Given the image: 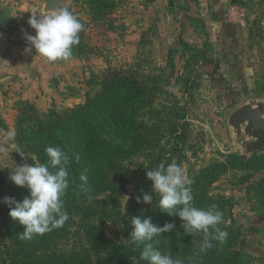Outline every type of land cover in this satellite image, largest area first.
<instances>
[{
    "label": "rangeland",
    "instance_id": "1",
    "mask_svg": "<svg viewBox=\"0 0 264 264\" xmlns=\"http://www.w3.org/2000/svg\"><path fill=\"white\" fill-rule=\"evenodd\" d=\"M64 7L84 25L79 33L83 53L74 52L68 61L48 62L41 57L40 71L30 74L31 81H0V174L7 182L13 183L9 176L15 165L41 163L16 142L18 102L35 104L42 117L51 110L62 112L84 102L86 93L96 92L89 84L93 77L125 64L159 83L161 118L168 121L172 112L171 118L180 120L187 156L181 167L190 179L213 161H224L230 152L253 154L246 148L252 138L238 137L228 118L253 99L264 102L262 25L249 27L247 18L248 24L238 26L227 18L237 31L246 30V42L242 49L223 51L220 32L188 15L177 0H117L113 9L100 14H92L75 0H67ZM9 131L15 132L14 141L6 139ZM107 138L120 142L112 128ZM263 177L264 169H234L208 188L211 197L231 201L222 224L236 233L244 264H264V195L259 184ZM131 192L124 205L129 204ZM102 229L108 237L121 238L112 223ZM75 232L62 245L63 251L79 248L82 234Z\"/></svg>",
    "mask_w": 264,
    "mask_h": 264
},
{
    "label": "trees",
    "instance_id": "2",
    "mask_svg": "<svg viewBox=\"0 0 264 264\" xmlns=\"http://www.w3.org/2000/svg\"><path fill=\"white\" fill-rule=\"evenodd\" d=\"M75 1L87 6L92 14H100L113 9L117 0ZM83 51L80 38L73 53L81 55ZM202 57L205 58V52ZM89 84L97 90L94 94L86 93L84 102L62 112L51 110L44 117L35 104L18 102V145L41 163L48 161L47 146H58L69 157V187L62 197L68 219L60 228L22 240L19 236L25 226L10 217L8 205L0 203V264H134L130 257L139 260L144 245L133 250L127 244L133 230L132 217L150 218L158 227L174 222V229L147 243L183 264H244L233 229L221 222L218 227L228 233L226 242L212 240L211 248L200 251L204 233L186 234L178 216H169L158 207L159 198L152 190L147 171L161 162L181 166L187 157L186 133L181 130L180 120L172 119V112L168 113V121L161 118L159 83L141 74L134 65L125 64L106 68ZM109 128L120 142L107 138ZM234 169H264V152L250 157L230 152L224 161H213L202 168L191 178L194 206L206 209L215 204L223 221L230 212L231 201L211 197L208 188ZM82 174L88 178L86 193L81 190ZM259 184L264 195V177ZM130 190L129 204L124 205ZM141 190L153 196L152 203L143 202ZM27 195V188L7 182L0 174V198L12 196L19 201ZM137 196H141L139 203ZM107 223L120 229L121 238L105 234L102 225ZM74 230L82 234L79 248L63 251L62 245Z\"/></svg>",
    "mask_w": 264,
    "mask_h": 264
},
{
    "label": "clouds",
    "instance_id": "3",
    "mask_svg": "<svg viewBox=\"0 0 264 264\" xmlns=\"http://www.w3.org/2000/svg\"><path fill=\"white\" fill-rule=\"evenodd\" d=\"M28 24L35 30V35L24 34L27 41L24 51L28 52L34 48L35 53L48 62L70 60L73 47L79 44V33L84 27L78 17L66 7L46 15H32ZM6 139L14 141L15 132L9 131ZM45 152L47 163H24L11 169L9 179L16 186L27 188L29 195L19 201L12 196L0 198V203L9 206L10 217L25 226L19 236L22 240H31L36 235L60 228L68 219L62 197L69 187V157L58 146H47ZM146 176L151 181L153 192L159 198L158 207L162 212L169 216H178L183 221L181 226L186 234L201 231L204 233L200 251L211 248L212 240L220 244L226 242L228 233L218 227L222 222V213L215 204L206 209L194 206L190 187L192 181L180 165L175 162L167 165L161 162L154 169L148 170ZM87 179L83 174L80 177L83 181L81 190L85 193L88 192ZM141 195L144 203H152V195L143 190ZM136 201L141 202V196H137ZM131 225L133 230L127 244L133 250L141 244L144 245L139 260L135 256L130 257L134 264H140L141 261H146L147 264H183L181 260H174L169 254L154 248L152 243H147L174 229V222H166L162 227H158L150 218L132 217Z\"/></svg>",
    "mask_w": 264,
    "mask_h": 264
},
{
    "label": "crops",
    "instance_id": "4",
    "mask_svg": "<svg viewBox=\"0 0 264 264\" xmlns=\"http://www.w3.org/2000/svg\"><path fill=\"white\" fill-rule=\"evenodd\" d=\"M47 0H23L17 6L6 9L9 13L7 27L0 29V81L4 79L13 83L31 81L30 74L40 71V56L31 51L25 52L27 41L24 34L35 35L28 20L32 15L44 14ZM159 1V0H157ZM185 5V12L192 17L201 18L211 24L222 35L223 51L242 49L246 42V30L237 31L234 24L227 22V10L230 4H238L246 8L247 18L252 25L264 27V0H177ZM5 9V8H0ZM209 18V20H208ZM248 24V22H247ZM241 65V62H238ZM243 65V64H242ZM1 95V94H0Z\"/></svg>",
    "mask_w": 264,
    "mask_h": 264
},
{
    "label": "water",
    "instance_id": "5",
    "mask_svg": "<svg viewBox=\"0 0 264 264\" xmlns=\"http://www.w3.org/2000/svg\"><path fill=\"white\" fill-rule=\"evenodd\" d=\"M67 0H47L44 5V12H52L66 5ZM9 21V13L6 9L0 10V29L4 30ZM1 102V95H0ZM231 125L240 137L245 135L252 138L246 144L249 152H264V102L253 99L236 108L228 118Z\"/></svg>",
    "mask_w": 264,
    "mask_h": 264
},
{
    "label": "built area",
    "instance_id": "6",
    "mask_svg": "<svg viewBox=\"0 0 264 264\" xmlns=\"http://www.w3.org/2000/svg\"><path fill=\"white\" fill-rule=\"evenodd\" d=\"M23 0H0V8L11 9L21 3ZM246 8L238 4H230L227 10V18L235 24L245 25L247 22Z\"/></svg>",
    "mask_w": 264,
    "mask_h": 264
}]
</instances>
